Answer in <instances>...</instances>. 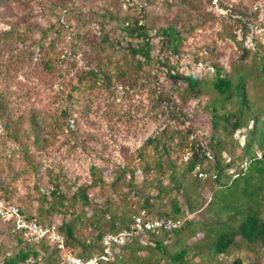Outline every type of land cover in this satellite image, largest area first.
I'll return each mask as SVG.
<instances>
[{
  "label": "rangeland",
  "instance_id": "1",
  "mask_svg": "<svg viewBox=\"0 0 264 264\" xmlns=\"http://www.w3.org/2000/svg\"><path fill=\"white\" fill-rule=\"evenodd\" d=\"M126 16L148 25L149 63L127 49ZM168 25L181 33L177 50L161 33ZM214 64L234 82L243 79L257 117L232 135L213 124ZM177 73L201 78L198 94ZM254 127L264 130V0H0V198L54 226L75 255L96 248L98 228L171 212L177 200L185 228L160 235L163 251L144 236L117 249L110 264H174L169 254L181 249L184 264H264V238L236 237L221 254L211 247L223 222L241 220L219 203L246 209L251 198L264 217V172L255 176L263 150L251 142L256 163L246 148ZM212 135L229 164L222 180L246 170L226 186L213 176ZM195 154L203 164L189 171ZM56 185L60 197L50 193ZM215 194L227 199L217 203ZM64 223L73 228L68 240ZM13 233L0 219V263L13 251ZM37 249L38 260L24 264H66L59 248Z\"/></svg>",
  "mask_w": 264,
  "mask_h": 264
},
{
  "label": "trees",
  "instance_id": "2",
  "mask_svg": "<svg viewBox=\"0 0 264 264\" xmlns=\"http://www.w3.org/2000/svg\"><path fill=\"white\" fill-rule=\"evenodd\" d=\"M113 16V14H112ZM117 18V17H113ZM121 25V31L126 36V43L128 45V51L130 52L131 56L133 58H136V56L141 57L140 61L141 63H149L152 59L151 50H152V43H151V35L150 30L148 28V25L146 21L143 20L142 17H135L132 18L130 16L124 17V21L120 24ZM161 33L169 39L170 44L173 46L174 50H177L178 44H180L181 39V33L178 31V29L173 25H168L167 27L161 28ZM215 67V76L212 80V86L213 89L217 92V101H215L212 104V117H213V124L215 126H220L227 132V134L232 135L235 130H237L239 127L247 126L250 121H254L257 118L256 115L252 114V108L247 103L246 99V92L244 91V81L243 79L239 78L237 82H234L232 77L228 76L226 73L223 74V68H221L218 64H214ZM176 77L178 79H181L183 83L186 84V88L189 92L193 93L194 95L198 94L199 89L201 87L202 80L199 78L196 74L190 73L187 75L182 74H176ZM235 95H237L235 97ZM230 100V103L228 102ZM232 101V102H231ZM220 102V103H219ZM234 103L235 106H230V104ZM32 126L34 127V140H38V130H37V123L36 121H31ZM249 133L251 136L248 138L247 142V150L249 146L251 145V142L256 141L257 144L261 147L263 150V156H264V130L258 129L257 127L252 128ZM16 135V133H15ZM16 138V136L14 137ZM211 139L214 141H217V138L212 135ZM213 141H211V145L213 144V147L217 151L214 150L215 153H217V156L214 159V173L213 176L215 180L219 183L220 186H226L232 182H234L237 178L240 176L246 174V170L243 171L240 169L238 171V174L230 180V182L223 181V173L226 170V167H229V164H224L219 158L218 153L220 154L221 149L218 141L214 144ZM158 140L155 137H149L146 143H152L154 144V147L157 150H160V154L166 155L168 154L167 146L165 143H161V147L157 144ZM201 149V148H200ZM249 152V150H248ZM200 155L202 157H207L205 153L201 150ZM198 154H195V159H191L189 163V171L192 170L195 165L203 164L202 158H198L200 156ZM249 156L253 161H256V163L260 162V159L257 158L253 152H249ZM160 164V163H159ZM209 171L208 168L202 167V170L200 173H207ZM264 172V169L262 166H257L256 169V175L258 178H261L260 176ZM172 175H170V178ZM181 185V183H179ZM164 189H160L162 192ZM79 195L81 198H85L86 194L84 193L83 189H79ZM55 197H60V192L58 191V187L56 185L55 189L50 191ZM59 194V195H58ZM222 198L223 200H226V196L220 197V195L215 194L213 198L214 200L218 202L219 198ZM212 198V200H213ZM234 200V198H232ZM238 200V198L236 199ZM251 198L248 201L247 208L244 209L242 205L243 202H240V205L238 203H230V202H224L219 203L220 207L219 210H223L224 212L230 211L231 214L229 215L230 218H233L237 215H241V220L238 223L237 226H234L230 223H225L221 225V229L216 233L215 238L212 242L211 247L214 249V252L217 254L225 253L229 246L235 241L236 237L242 238L244 241H246L249 244H253L261 239L264 238V217L261 215L260 211L257 207H255L257 204L256 202H251ZM242 201V200H241ZM9 202V201H7ZM11 203V202H9ZM15 204V203H13ZM178 201L174 200L172 202V210L171 212L163 211L158 216H150L146 213H138L136 215H141L145 219H153L158 217H172L175 219H180L179 214L181 213V208L178 205ZM256 204V205H255ZM20 211L25 213L28 216H35L39 219V221L45 225L42 220L35 214L30 213L21 208L18 204H16ZM171 213V214H170ZM136 215H133L132 217H129L126 220H119V223H115L114 221H111V223H108L109 227L104 230L98 228V232L95 237L96 241V248L94 250L87 251V249H82V251L76 255L82 256L85 258H90L96 255H99L103 252V244L101 242V237L105 232L108 231H118L121 229L127 228L130 223L133 221L134 217ZM229 218V217H228ZM11 227L12 231L14 232L13 235V251L7 255L4 256L2 262L0 264H24L29 259L33 258L34 261L38 260V256H40V251H38L37 247H40L42 251L48 252L49 249H54L58 251L57 245L54 242H51L48 239H41L38 241H27L24 237L21 231L16 229L15 224L13 221L10 220H3V226ZM49 226V224H48ZM65 226V240H68L69 238L73 237V228L70 224L64 223ZM185 228L184 221L175 229L167 230V231H159V232H147L144 235L148 236L149 238H153L154 240V246L157 249H160L163 251V241L161 240L160 235H164L166 233H173V234H179L181 231H183ZM141 239L140 236L134 237L130 240H128L125 244L121 246L114 247V258L112 260H101L99 264H110L118 261L117 249L126 250L130 246H133L134 244L137 246V241ZM140 241V240H139ZM87 246V245H86ZM187 254V249H181L179 252L176 253H170L169 257L171 261L174 264H184L185 263V255ZM252 264H259V262H254Z\"/></svg>",
  "mask_w": 264,
  "mask_h": 264
},
{
  "label": "built area",
  "instance_id": "3",
  "mask_svg": "<svg viewBox=\"0 0 264 264\" xmlns=\"http://www.w3.org/2000/svg\"><path fill=\"white\" fill-rule=\"evenodd\" d=\"M0 219L13 221L16 229L22 232L27 241L48 239L54 242L66 264H99L101 260H112L114 247L121 246L137 236L143 238L147 232L175 229L183 222L181 219L172 217L145 219L141 215H136L127 228L108 231L102 235L103 252L101 254L84 258L75 255L65 245L63 236L55 230L54 226L43 225L37 217L26 215L16 204L9 203L3 198H0Z\"/></svg>",
  "mask_w": 264,
  "mask_h": 264
}]
</instances>
